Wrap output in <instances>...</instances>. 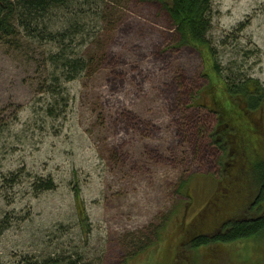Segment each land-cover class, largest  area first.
I'll return each instance as SVG.
<instances>
[{
  "label": "rangeland",
  "instance_id": "374dc122",
  "mask_svg": "<svg viewBox=\"0 0 264 264\" xmlns=\"http://www.w3.org/2000/svg\"><path fill=\"white\" fill-rule=\"evenodd\" d=\"M172 3L104 9L115 21L101 25L95 68L65 86L60 116L43 93L47 52L0 45V264L74 251L85 264H264L262 236L190 246L198 234L213 239L227 219L250 217L241 205L254 201L257 186L234 138L226 153L214 142L226 98L216 94L206 50L181 45ZM212 12L210 38L223 43L224 66L245 63L264 83V0H214ZM14 172L20 184L3 188ZM29 174L57 189L34 194Z\"/></svg>",
  "mask_w": 264,
  "mask_h": 264
},
{
  "label": "trees",
  "instance_id": "16d2710c",
  "mask_svg": "<svg viewBox=\"0 0 264 264\" xmlns=\"http://www.w3.org/2000/svg\"><path fill=\"white\" fill-rule=\"evenodd\" d=\"M213 1L173 0L168 10L182 38L181 45H195L208 54L214 85L218 87L216 94L219 101L226 98L219 104L220 110L224 108L219 114L217 126L221 133L218 131L215 134L214 142L225 153L233 142L235 150L240 151L239 155H248V166L251 165L248 175L257 186V193H254V201L249 206L241 205L246 207L250 217L227 219L221 226L222 230L213 239L206 234H198L190 242L193 249L264 237V129L262 118L257 116L261 114L264 117V83L251 78L244 71L247 70L245 63L241 65L229 62L228 66H224L220 58V45L223 46V43L216 46L210 38ZM126 2L127 0H0V45L16 52L25 50L27 54L35 53V49L47 52L45 65L48 80L43 93L52 96L54 103L51 109L55 107L54 114L59 112L60 116L67 108L69 99L65 86L84 79L98 62L99 53L96 48L102 49L100 36L104 33L101 25L108 26L115 21L114 14L109 19L104 17L107 15L103 16L104 9L108 5L119 9ZM89 19L93 20V25L86 24ZM237 47L235 45L232 51L234 55L241 56L243 53ZM86 50L92 52L84 57L82 54ZM249 55H242L245 62L249 60ZM231 139L233 140L230 142ZM244 165L246 166L245 163ZM241 169L236 172L240 173ZM28 176L29 187L36 195L57 189L53 179L32 177L30 174ZM22 177L15 172L4 176L3 188L20 184ZM183 187L184 185L180 191ZM243 187L247 188V185ZM229 190L232 192L231 188ZM233 193L238 196L236 190ZM245 193L246 190L242 189L241 195ZM240 200L243 202V199ZM1 224L0 233L4 229L3 221ZM138 245L137 240L133 241V246ZM83 256L74 251L64 258L52 254L46 260L27 261L24 264H85Z\"/></svg>",
  "mask_w": 264,
  "mask_h": 264
}]
</instances>
